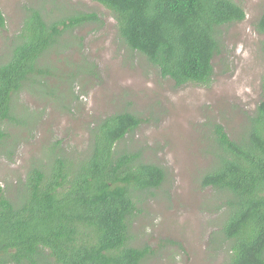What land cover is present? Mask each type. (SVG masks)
Returning <instances> with one entry per match:
<instances>
[{"label": "trees", "instance_id": "trees-1", "mask_svg": "<svg viewBox=\"0 0 264 264\" xmlns=\"http://www.w3.org/2000/svg\"><path fill=\"white\" fill-rule=\"evenodd\" d=\"M94 1L112 12L121 40L178 86L211 84L222 28L247 15L236 0ZM100 20L94 11L55 19L28 9L0 63V145L7 147L9 124L31 125L33 112L15 103L24 90L56 95L44 60L53 49L73 46L64 32ZM5 25L0 10V28ZM256 28L264 34V10ZM261 48L264 53V38ZM261 83L264 88V72ZM141 122L128 111L107 116L90 129L84 156L51 141L45 160L13 186L14 196L0 184V264H143L154 253L148 244L132 243V219L163 185L166 170L121 145ZM208 142L212 161L201 185L220 195L224 213L211 242L228 253L227 264H264V100L236 137L214 123Z\"/></svg>", "mask_w": 264, "mask_h": 264}, {"label": "rangeland", "instance_id": "rangeland-1", "mask_svg": "<svg viewBox=\"0 0 264 264\" xmlns=\"http://www.w3.org/2000/svg\"><path fill=\"white\" fill-rule=\"evenodd\" d=\"M236 1L247 15L222 28L211 84L178 86L121 40L112 12L94 0H0L6 18L0 28V63L30 8L47 10L55 19L74 11H94L101 19L64 32L63 39L73 46L53 49L45 57L53 72L48 86L56 95L33 87L18 96L15 103L33 112L32 121L7 126L8 148L0 145V184L14 196L13 186L35 162L45 160L42 152L51 141L61 140L67 154L82 157L98 121L118 112L135 113L142 122L122 147L141 151L166 170L163 185L132 219V243L154 250L143 264H227L228 253L211 242L223 219L222 199L201 185L212 161L208 135L220 123L236 137L264 100V34L256 28L264 0Z\"/></svg>", "mask_w": 264, "mask_h": 264}]
</instances>
